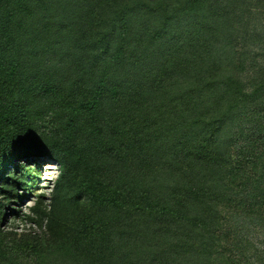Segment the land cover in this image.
Listing matches in <instances>:
<instances>
[{"label": "trees", "instance_id": "obj_1", "mask_svg": "<svg viewBox=\"0 0 264 264\" xmlns=\"http://www.w3.org/2000/svg\"><path fill=\"white\" fill-rule=\"evenodd\" d=\"M261 2L0 0V264H259Z\"/></svg>", "mask_w": 264, "mask_h": 264}, {"label": "rangeland", "instance_id": "obj_2", "mask_svg": "<svg viewBox=\"0 0 264 264\" xmlns=\"http://www.w3.org/2000/svg\"><path fill=\"white\" fill-rule=\"evenodd\" d=\"M255 4L257 3V0H254ZM258 4V3H257ZM262 7H264V4L261 2ZM257 6V5H256ZM255 7V9H257ZM254 9V8H253ZM256 20V19H255ZM261 19H259L257 22H260ZM262 25L264 27V19L262 22ZM250 61H254L255 67L251 72L248 74H244V83L246 86H249L248 88L252 89L253 85H257L260 83V81L264 78V44H256L253 45L249 50H248V56ZM253 84V85H252ZM264 109V107H262ZM258 112V113H256ZM262 112V113H259ZM256 113L255 115H252L251 118H253L254 123L256 122L257 124L263 122L264 124V113L261 110H257L253 112L252 114ZM255 139V138H253ZM262 141L258 143V149H261L262 146ZM31 166L34 167V169L37 171L35 172V177L37 180V183L33 188H31L30 192L27 191V197L20 203L18 206H13L15 209H21L23 213H30V209L34 207L35 201H36V196L37 195H45L46 197L50 196V192L53 187V182L58 175V166L55 163H51L49 161L45 160H39L38 162L36 161L35 163L32 162L30 164ZM49 199V198H48ZM46 204L49 205V200L46 201ZM12 216V213L10 214ZM7 221H11V224L13 225H19V227L22 226V222L19 220H11L9 217ZM25 224V223H24ZM8 227H11L10 223L8 224ZM29 228V225L26 227ZM252 239L251 242L253 243L251 246H248V250H251L248 252V255H252V250L253 249H259L262 253L261 257H258L259 264H264V228H257L256 232L252 233ZM253 245L255 247L253 248ZM255 258V257H254ZM253 258V259H254ZM241 264H244L245 262H240Z\"/></svg>", "mask_w": 264, "mask_h": 264}]
</instances>
